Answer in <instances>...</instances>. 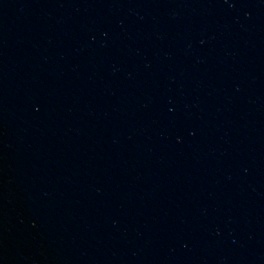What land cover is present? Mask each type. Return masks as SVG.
Masks as SVG:
<instances>
[{
	"label": "water",
	"instance_id": "water-1",
	"mask_svg": "<svg viewBox=\"0 0 264 264\" xmlns=\"http://www.w3.org/2000/svg\"><path fill=\"white\" fill-rule=\"evenodd\" d=\"M0 264H264V0H0Z\"/></svg>",
	"mask_w": 264,
	"mask_h": 264
}]
</instances>
